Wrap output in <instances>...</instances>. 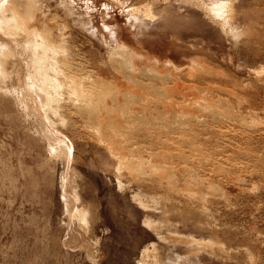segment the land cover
<instances>
[{
	"label": "rangeland",
	"instance_id": "obj_1",
	"mask_svg": "<svg viewBox=\"0 0 264 264\" xmlns=\"http://www.w3.org/2000/svg\"><path fill=\"white\" fill-rule=\"evenodd\" d=\"M1 2L0 264H264V0Z\"/></svg>",
	"mask_w": 264,
	"mask_h": 264
},
{
	"label": "bare ground",
	"instance_id": "obj_2",
	"mask_svg": "<svg viewBox=\"0 0 264 264\" xmlns=\"http://www.w3.org/2000/svg\"><path fill=\"white\" fill-rule=\"evenodd\" d=\"M3 2H1V4H2ZM22 3V2H21ZM218 4V3H217ZM3 5L4 4H2V6H0V25H3V24H10V22H12L13 20H15L16 19V16H14V15H12V16H10V17H6L2 12H1V10H2V7H3ZM26 5H28V4H26ZM222 7V5L220 4L218 7H217V10H221V9H223V8H221ZM27 8V7H26ZM27 10V9H26ZM213 10V9H212ZM25 11V10H24ZM36 11V10H35ZM216 11V10H215ZM4 12V11H3ZM16 12V11H15ZM17 12H18V10H17ZM20 12V11H19ZM221 12V11H220ZM26 13V12H25ZM37 13V12H36ZM27 15V14H26ZM26 15L24 16V17H26ZM28 20V19H27ZM40 20V19H39ZM42 22V21H41ZM40 22V23H41ZM34 23V22H33ZM32 23V24H33ZM36 24V23H35ZM31 25V24H30ZM24 27V26H23ZM42 35V34H41ZM35 36V35H34ZM33 42L36 44V47L37 46H46L47 44H46V40L45 39H43V41H41V42H39V41H37V39L36 40H33ZM48 45H50L49 43H48ZM51 46V45H50ZM47 50V49H46ZM46 58H49V56L47 55V52L45 51V52H43V53H40L39 55H37V56H35V60H36V62H37V64H38V67H37V69H38V71H41V73H42V78H41V80H42V83L43 84H47L48 85V88H46V94H48L47 95V97H48V100H51V99H57L56 98V96L58 97L59 95H58V92H59V89L57 88L58 87V85H60V86H62L61 84H62V82H60L61 80H59V78L57 77V75H52L51 74V72L49 71L50 70V68L52 69V70H54L55 72H59L58 71V68L55 66V62H53V64H52V66L51 65H48L47 63H45L46 62ZM65 76H66V79H68L69 80V85H70V87L72 88V90L73 91H75V93H76V91H78L80 88L78 87V85L80 86V84H81V82L79 81H77V77L76 76H74V75H72V74H69V72H67L66 74H65ZM137 87H139V85L137 86ZM165 87H166V85H165ZM79 88V89H78ZM144 89V88H143ZM142 90V89H141ZM121 91V90H120ZM134 91V90H133ZM135 91H137V90H135ZM134 91V92H135ZM140 91V90H139ZM171 91V90H170ZM174 91V90H173ZM180 91V90H179ZM172 92V91H171ZM140 93V92H139ZM174 93V92H173ZM181 93H182V91H181ZM92 94L94 95V94H96V91H92ZM173 95V94H172ZM184 95V94H183ZM96 96V95H95ZM75 97V96H74ZM79 97H81L80 95H79ZM96 98L94 97V96H92L91 94L89 95V97H87V98H85V99H83L82 101H81V103H80V107H81V109L83 110V111H88L89 112V114H90V116H94L95 117V115H97L98 113H97V105L96 104H94L93 103V100H95ZM110 99V98H109ZM162 99H164V98H162ZM168 100V99H167ZM167 100H166V98H165V101L167 102ZM68 101V100H67ZM117 101V100H116ZM165 101H162L163 103L165 102ZM172 102H175L174 100H172ZM171 102V103H172ZM159 103V102H158ZM104 105V107L103 108H101V109H105V111H107V115H109V113H112L111 111L114 109V107H115V101H114V99H113V101L111 100V101H109V102H106V103H104L103 104ZM159 109V108H158ZM104 110L102 111V112H105ZM168 113V112H167ZM101 115V114H100ZM93 117V118H94ZM122 117V116H121ZM101 118V117H100ZM104 118V117H103ZM191 119V118H190ZM92 120V119H91ZM132 122V121H131ZM125 123V122H124ZM124 123H122V121L117 117V119H116V115L115 114H112L111 116L109 115V116H107L106 118H104V119H101V120H99V124L100 125H102V126H106L105 128V132L107 133V134H113L114 133V130H111L110 129V126H113V125H115V126H117V127H123L124 126ZM130 123V122H129ZM126 126V125H125ZM114 129V128H113ZM122 135V134H121ZM126 137V136H125ZM61 139V138H60ZM125 140V139H124ZM250 148V147H249ZM243 152V151H242ZM257 152V151H256ZM263 155V154H262ZM261 158V157H260ZM263 160H264V158H263Z\"/></svg>",
	"mask_w": 264,
	"mask_h": 264
}]
</instances>
